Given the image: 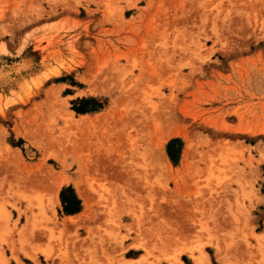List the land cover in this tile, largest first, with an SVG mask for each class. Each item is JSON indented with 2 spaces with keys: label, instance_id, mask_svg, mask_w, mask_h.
Instances as JSON below:
<instances>
[{
  "label": "rangeland",
  "instance_id": "1",
  "mask_svg": "<svg viewBox=\"0 0 264 264\" xmlns=\"http://www.w3.org/2000/svg\"><path fill=\"white\" fill-rule=\"evenodd\" d=\"M0 264H264V0H0Z\"/></svg>",
  "mask_w": 264,
  "mask_h": 264
},
{
  "label": "bare ground",
  "instance_id": "2",
  "mask_svg": "<svg viewBox=\"0 0 264 264\" xmlns=\"http://www.w3.org/2000/svg\"><path fill=\"white\" fill-rule=\"evenodd\" d=\"M188 148V147H187ZM187 151H188V149H187ZM132 152V151H131ZM186 152V151H185ZM133 153H135V152H133ZM185 154H187V152L185 153ZM135 156H137V155H135ZM133 157H134V155H133ZM135 158V157H134ZM135 161H136V159H135ZM100 170V169H99ZM94 171H95V169H94ZM97 172V174H94V175H98V173L100 172H98V168L96 169V171H95V173ZM101 173V172H100ZM99 173V174H100ZM102 175V174H101ZM93 176V175H92ZM99 177H100V175H98ZM92 178V177H91ZM96 180H99V179H96ZM102 180H103V178H102ZM97 182V181H96ZM101 184V183H100ZM99 183H98V185H100ZM90 185V189H91V191H93V193L95 192V188H93L92 187V185L91 184H89ZM101 187V186H100ZM103 187V186H102ZM99 188V187H98ZM96 189H97V187H96ZM104 189V188H103ZM86 191V190H85ZM97 191H100V188L97 190ZM90 192V191H89ZM102 192V191H101ZM100 192V193H101ZM108 195V194H107ZM84 196V195H83ZM104 196V195H103ZM109 196V195H108ZM105 197V196H104ZM104 197H102V199L104 198ZM101 198V197H100ZM107 198V197H106ZM105 198V199H106ZM88 199H89V197H88ZM98 199V198H97ZM101 200V199H100ZM104 200V199H103ZM107 200V199H106ZM95 201H97V200H95ZM98 201H99V199H98ZM102 201V200H101ZM92 203V201L90 200L89 201V203ZM94 202V201H93ZM105 202V201H104ZM91 203L90 204H87L86 206V208H87V210H86V212L83 214V215H80V216H73V217H71L70 219H69V221H67V224H70L71 223V225H73V224H77V223H80L79 221H81L82 219H83V217L84 216H90L91 215V213L93 214V204L91 205ZM96 203V202H95ZM99 203V202H98ZM107 203V202H106ZM95 205V204H94ZM98 205V204H97ZM98 207V206H97ZM96 209V208H95ZM97 210V209H96ZM98 212V211H97ZM86 218V217H85ZM88 220V219H87ZM86 220V221H87ZM83 222H84V220H82ZM82 222V223H83ZM65 227H66V225H65Z\"/></svg>",
  "mask_w": 264,
  "mask_h": 264
},
{
  "label": "trees",
  "instance_id": "3",
  "mask_svg": "<svg viewBox=\"0 0 264 264\" xmlns=\"http://www.w3.org/2000/svg\"><path fill=\"white\" fill-rule=\"evenodd\" d=\"M101 106H99V105H96L95 107H93V108H91V109H87V108H84V109H82V108H75V110L77 111V112H87V111H89V110H98L99 108H100ZM180 142V140H178V139H173V140H171L169 143H168V146H167V152H168V154H169V156H170V158L171 159H173V160H175V159H177V152H175V144H177V143H179ZM70 204L72 205L73 203L70 201V203H67V206H70ZM67 208H69V207H67ZM78 209V208H77ZM76 209V210H77ZM75 210V209H74ZM74 210L72 211V212H74ZM75 210V211H76ZM69 211V210H68ZM71 212V211H70Z\"/></svg>",
  "mask_w": 264,
  "mask_h": 264
}]
</instances>
